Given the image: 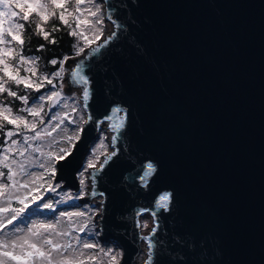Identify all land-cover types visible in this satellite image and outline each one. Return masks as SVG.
<instances>
[{
  "label": "water",
  "instance_id": "obj_1",
  "mask_svg": "<svg viewBox=\"0 0 264 264\" xmlns=\"http://www.w3.org/2000/svg\"><path fill=\"white\" fill-rule=\"evenodd\" d=\"M101 1L111 29L65 61L87 123L54 179L78 188L76 170L106 124L110 150L79 202L101 196L97 237L119 246V264H133L144 237L151 264H264V0ZM114 107L119 131L106 119ZM164 193L167 210L156 206Z\"/></svg>",
  "mask_w": 264,
  "mask_h": 264
},
{
  "label": "rangeland",
  "instance_id": "obj_2",
  "mask_svg": "<svg viewBox=\"0 0 264 264\" xmlns=\"http://www.w3.org/2000/svg\"><path fill=\"white\" fill-rule=\"evenodd\" d=\"M49 1L50 0H40V3L47 6L46 10L49 7ZM95 5H99L101 9L98 15L103 18L101 35L103 36V34L108 32L105 31L108 19L105 18V11L102 8L101 0H93L92 4L87 3V0H85V2L80 5V8L83 9L81 13H77L75 11L74 3L73 7H70V9H68V12H71L73 15L69 16L67 12L65 13L66 19L72 17L70 19L72 28L78 31H83L84 35L89 39H91L95 34L94 30H92L91 28V24H81L80 28L77 29L73 17L79 16L81 20L88 19L89 21H94L96 18L88 15V9L94 11ZM12 8L17 13V16L12 17L11 19H9L7 16L2 18L5 21V29H7L9 27V24L11 23H19V21H22L20 18L23 16V14L18 11L15 4L12 5ZM0 10H2V6H0ZM61 11L63 10L58 9L57 12L60 14ZM97 27L99 28L101 26L97 25ZM4 35L6 42L0 45V47H3L5 49H12L13 40L11 39V36H8L7 31H5ZM83 47L84 49L86 48L85 45ZM19 54L23 55L25 58H37V56L33 54L25 55L22 52ZM14 55V52H12L4 57L6 62L10 65L9 71L15 74L16 70H18L20 76H31V73L25 72L24 70L25 67H31V65H20L18 56ZM74 55H76V52L72 55L67 56ZM64 57L65 56L58 59L57 61L63 60ZM36 66L38 74L48 75L53 80V84L49 85L45 82L44 87H42L39 91H36L33 89H25L23 85L17 86L12 82H8L5 84V87H7L9 90H12L10 86H13L18 95H24L28 97V104L24 105L22 101L8 96L6 92V94H3V96L0 95V105L9 106L13 109V115H24L28 121L36 123L37 130L46 128L48 131H51V129L57 123H60L61 126L55 132H52L51 136L45 135L42 132V138L38 140L29 139L27 143H25L24 138L35 135V130L24 129L23 125H21L19 129H17L14 125H7V128L5 129L4 126L3 132H0V159L7 157L4 163H6L8 167L11 168L14 173H16V175L13 176V179L9 180L7 178L8 168L0 165V172L4 173L3 176H0V184L11 185V187H7L4 189L5 195L0 198V207H7L9 203L12 207H22V205L18 203L15 197L17 195H24L28 190L19 189L18 184L23 183L26 179H29L31 173L44 174V179L37 180V184L35 185V187H37L39 190L41 199L39 201H36V203L34 204L30 203L28 209L25 210V213L20 218H18V220L14 221L13 224L7 225L4 229H0V240H4L5 243L9 244L8 250L19 251V249H11L10 242L19 236L25 235L27 233L28 225H31L33 223L56 224V231L60 233L66 232L67 235L57 236L53 234L51 238L61 244L67 243L72 246V248L69 249L66 254H71L73 251L75 252V254L83 252L84 256L81 257V259L85 260V264H96L95 261H91L86 258L90 255L98 253L100 248H104L105 250L111 248L114 254L121 253V250L116 243H113L111 241L102 242L97 237V218L100 213V204L96 201H99L101 196H93L88 202H79V199H84L88 195L90 190L89 188L91 187L89 186L91 185V179L89 178L91 168L87 167L89 160L93 161L95 166L101 161L103 154L110 150V137H107L108 133L106 132L109 127L106 124H102L103 126H101L99 130V136L89 146L87 152L84 155L81 166L76 170V177L79 182L78 188L72 189L68 186H62L63 180H55L54 178H52L51 183L55 190H48V184L46 183V181L49 178V174L44 173V169L39 167L41 163H47L46 157L41 156V152L57 153L59 152L60 148H66L70 150L75 140L72 143H68L64 139V137L65 135L72 136L73 133L77 130L80 131L82 125L81 117H83L84 119L85 114L81 106L80 94L77 91L80 87L70 85V87L67 89V86L70 84V82L67 77L65 78V73L71 69V65H65L63 78H57L51 75L53 72L59 70V63L55 66L49 63V65L43 67V64L40 63V61L37 59ZM0 67L3 66L0 65ZM32 79L35 80L36 78L32 77ZM6 80L8 81V77H6L3 72H0V82H5ZM79 90H81V88ZM52 91H59L61 95L60 98L56 100L49 109H47V100H40V97H46ZM66 104L69 106H66ZM40 105H42L40 117L33 118L27 112H19V109L21 108L36 107ZM72 107H75L77 109L76 112H72ZM58 114L59 118L53 119V117H57ZM65 114H67L69 119L74 120L75 123H69L68 119L64 118ZM41 119L43 120V123H40ZM50 120L51 123H48V121ZM61 120H63V123H61ZM65 128L67 129V133H65L64 131ZM7 131H12L14 135L11 137L6 136ZM12 140H16L17 143L15 145L11 144ZM29 145H31L32 147H29ZM37 146L40 148V151H33L32 149ZM5 149H7V151H5ZM53 163L55 166V161ZM21 164L24 165V171L22 173L20 171ZM85 169H87V171H85ZM81 172H84L85 179L83 194H81L80 185ZM40 185H43V187H39ZM32 187L34 186L30 184L29 188ZM32 194L35 195L36 193L33 192ZM45 203L52 205V207L44 208L43 205ZM75 212H84L86 214L80 217L74 215L61 216V213L70 214ZM150 225V216L141 217L140 226L142 233H145ZM82 226L86 228V231H80V228ZM17 229H20V231H17ZM85 243L95 244L98 245V247L85 249L83 248V244ZM119 257L120 255L117 257L118 260ZM0 259L7 260L6 257H0ZM97 259L99 260V264H108V258L103 257V253H100ZM8 264H16V262L9 260Z\"/></svg>",
  "mask_w": 264,
  "mask_h": 264
},
{
  "label": "snow or ice",
  "instance_id": "obj_3",
  "mask_svg": "<svg viewBox=\"0 0 264 264\" xmlns=\"http://www.w3.org/2000/svg\"><path fill=\"white\" fill-rule=\"evenodd\" d=\"M85 0H75V11L77 13H81L83 9L80 8V5L84 3ZM50 3L55 8L64 9L59 14V20L61 23L66 25L69 28V35L73 37H78L80 39H83L85 46H91L95 41L100 39V36L102 35V20L103 18L99 16L101 9L99 5H95V10L88 9V15L91 17L96 18L94 21H89L88 19L81 20L79 16H74L73 19L76 23V28L79 29L81 24H91L92 30H94L95 34L94 36L89 39L87 36L84 35L83 31H77L76 29L72 28V25L69 23V20L65 18V13L69 16H72L73 14L71 12H68V9L65 7V5L68 3V0H50ZM87 3L92 4L93 0H87ZM15 4L16 7H20L23 10V16L20 18L25 22H28L30 19V13L32 11H36V14L40 17L42 21H47L50 16H54L55 13L53 12H47L46 5L40 3V0H0V6H2V10H0V45L4 44L5 41V31H7L8 36H11V39L13 41H17L18 44L22 47L24 44V40L22 38V31L25 29L26 25L25 23H11L9 24V27L5 29L4 27V19L3 17H8L11 19L12 17H16L17 13L13 10L12 5ZM26 9V10H25ZM97 25H100L101 27H97ZM36 29L38 35H43V38L45 40H49L51 43H56L57 41L55 39H49V33L44 31V28L41 26L40 23H36ZM59 29L57 27H53V31H58ZM111 37H109L110 39ZM10 43V41H9ZM108 43V39H105L103 44L100 45V47H103L105 44ZM75 48L76 45H73ZM44 45H40L38 50H43ZM99 48H92L91 52L95 53L98 52ZM13 50L11 48L5 49L3 47H0V65L3 67H0V72H3L6 77H8V81L0 82V93L7 92V95L10 97H13L15 99H18L23 102L24 105L28 104V97L24 95H18L16 91H11L7 87H5V84L7 82H12L17 86L23 85L25 89H33L36 91H39L42 87H44L45 82L49 85L53 84V80L48 75H40L37 71V59L38 58H25L23 55H20L17 53L20 65H31V67H25V72L31 73V76H20L19 71L16 70L15 74L9 71L10 65L6 62L4 57L6 55H9L12 53ZM84 52V47H80L76 51V55L79 56L81 53ZM69 59V57L65 56L63 60L57 61L56 59H52L49 61V63L53 66L57 65L59 63V70L53 72L51 75L57 78H63L64 71H65V61ZM82 64V62H81ZM81 64H77L74 69L71 70V78L72 80L79 85L83 86V101L85 105L87 104L90 96L89 92V79L82 75V68ZM32 77H35L36 79L33 80ZM61 93L59 91H52L49 95L41 96L40 100H47L49 102H53L54 99L58 100L60 98ZM66 106H69L66 104ZM41 109L42 105L36 106V107H24L19 109V112H27L29 115H31L33 118L40 117L41 116ZM76 108L72 107V112H76ZM123 111L119 107H114L111 110V115L107 116L106 119L109 121H112V124L110 127L114 131H119L124 127L125 124V117L123 115H117ZM59 114L57 117H53V119H58ZM65 119H68L69 123H75L74 120H71L68 118L67 114L64 116ZM82 123H87L86 120H83V117H81ZM5 123L7 125H14L17 129L20 128L21 125H23L24 129H32L35 130V135L31 137H25V143L28 142L29 139L31 140H38L41 137V133L43 132L45 135L51 136L52 132H55L58 128H60V123H57L51 131H48L46 128H42L37 130V124L34 122L28 121L24 115H13V109L9 106L0 105V132H3ZM40 123H43V120H40ZM48 123H51V120L48 121ZM61 123H63V120H61ZM65 133H67V129H64ZM14 133L12 131H7L6 136L11 137ZM80 131L77 130L73 133L72 136L65 135L64 139L68 143H72L74 140L79 139ZM117 141V137H112V143L115 145ZM55 142V141H54ZM17 143L16 140H12L11 144L15 145ZM29 147H32L29 145ZM35 152H39L40 148L37 146L32 149ZM7 151V149H5ZM23 154V153H21ZM71 155V152L69 149L66 148H60L59 152L53 153H43L41 152V156H45L47 163H41L39 165L40 168L44 169V173L49 174V178L46 181L48 184V190L54 191L55 188L52 186L51 180L55 177L56 168L54 166V161H64L67 158H69ZM116 155V152L113 151L110 153L106 158L103 160V162L99 165V168L102 169L108 162L111 160L113 156ZM7 159V157H4L0 159V165H2L5 168H8L7 178L9 180L13 179V176L16 175L12 171L11 168L8 167L4 161ZM88 168H94L93 161L89 160L88 162ZM20 171L21 173L24 171V165H20ZM87 171V169H85ZM155 171V168L153 164L149 163L146 165V170L143 171V176L141 177V180L146 184L147 178L150 177L153 172ZM4 173L0 172V176H3ZM95 175L96 172L94 171L91 173L92 176V182L93 185L95 184ZM80 185H81V194H83V187L85 185V179H84V172L80 173ZM44 179V174H38V173H31L30 178L26 179L23 183L18 184L19 189H27L28 191L24 195H17L15 198L18 201L22 207H12L9 203L7 207H0V229H4L7 225L13 224L14 221L18 220L24 213L25 210L28 209L29 204L36 203V201H39L41 199V196L39 194V190L35 185L37 184V180ZM33 185L34 187L29 188V185ZM7 187H11V185L6 184H0V198H2L5 195L4 189ZM39 187H43V185H40ZM35 192L36 194L33 195L32 193ZM93 195L95 193L93 192ZM169 194L164 193L163 195L159 196V199L156 201L157 208H163L167 210L168 203H169ZM44 208H51L52 205L45 203L43 205ZM86 213L84 212H75V213H61V216L63 215H74L77 217L84 216ZM146 227V225H145ZM57 225L56 224H31L27 226V233L23 236H19L16 239L12 240L10 242L11 249H19V251H13L8 250L9 244L5 243L4 240H0V257H6L7 260L0 259V264H8V261H15L16 264H85V260L81 259V257L84 256L83 252H80L79 254H75L73 251L71 254H66L69 249L72 248L70 244H61L57 242L56 240L52 239L51 236L53 234L59 236V235H67V233H60L56 231ZM17 231H20V229H17ZM80 231H86V228L82 226L80 228ZM156 231L155 228L152 229V232L154 233ZM145 240H149V237H144ZM98 245L85 243L83 244V248L85 249H91L96 248ZM153 245L151 241L149 240L148 243V261L147 264H151L152 260V249ZM100 253H103V257L108 258V264H119V260L117 257L120 255L119 253H113V250L111 248L105 250L104 248H100L99 252L88 256L86 259L95 261L96 264H99V260L97 257L100 255Z\"/></svg>",
  "mask_w": 264,
  "mask_h": 264
},
{
  "label": "trees",
  "instance_id": "obj_4",
  "mask_svg": "<svg viewBox=\"0 0 264 264\" xmlns=\"http://www.w3.org/2000/svg\"><path fill=\"white\" fill-rule=\"evenodd\" d=\"M74 3L75 0H68V3L65 5V7L67 9H70V7H73ZM16 8L23 14V10L20 7ZM58 9L60 8H55L51 3L49 4V7L46 11L53 12L55 13V15L50 16L47 21H42L34 11L30 13V19L28 22H25L22 19V21H19V23H25L26 25L25 29L21 33L24 44L21 47L17 41H12V49L15 55L21 52L25 55L33 54L37 56L40 63H42L43 67H45L49 65L50 60H58L63 56L72 55L77 51L78 48L85 45L82 39L73 37L68 34L69 28L59 20V13L57 12ZM71 18L72 17L67 18L69 20V23H71ZM36 23H40L44 28V31L49 33V39H55L57 42L51 43L49 42V40H45L43 38V35L36 34ZM54 26L59 30L53 31ZM40 45H44L43 50H38ZM73 45H76V47L74 48ZM10 88L12 89L11 91H16L13 86H10ZM3 94H6V92L0 93V95L2 96ZM6 128L7 124L5 125V129Z\"/></svg>",
  "mask_w": 264,
  "mask_h": 264
},
{
  "label": "bare ground",
  "instance_id": "obj_5",
  "mask_svg": "<svg viewBox=\"0 0 264 264\" xmlns=\"http://www.w3.org/2000/svg\"><path fill=\"white\" fill-rule=\"evenodd\" d=\"M102 8L104 9V4H103V2H102ZM111 27H112V24L109 22V21H107V23H106V30L105 31H109L110 29H111ZM80 89V88H79ZM77 90L78 91V93L80 94V90ZM103 126V125H102ZM105 127V126H104ZM107 128V127H106ZM108 134H107V137L109 138L110 137V135H111V131L109 130V129H107V131H106ZM89 186H91V185H89ZM88 186V187H89ZM143 216H150V213L149 212H146V213H144V214H142L141 216H140V218H139V220L141 219V217H143ZM151 217V216H150ZM141 232H142V230H141ZM146 233V232H145ZM145 233H143V234H145ZM145 249H146V243H145V240H144V238L142 239V241H141V252L138 254V256L136 257V259L134 260V262H133V264H141L142 262H143V259L145 258Z\"/></svg>",
  "mask_w": 264,
  "mask_h": 264
}]
</instances>
